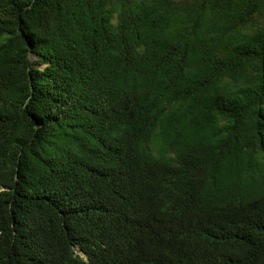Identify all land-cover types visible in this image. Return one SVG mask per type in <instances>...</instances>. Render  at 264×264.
Wrapping results in <instances>:
<instances>
[{"label": "trees", "instance_id": "trees-1", "mask_svg": "<svg viewBox=\"0 0 264 264\" xmlns=\"http://www.w3.org/2000/svg\"><path fill=\"white\" fill-rule=\"evenodd\" d=\"M0 264H264V0H0Z\"/></svg>", "mask_w": 264, "mask_h": 264}, {"label": "rangeland", "instance_id": "rangeland-1", "mask_svg": "<svg viewBox=\"0 0 264 264\" xmlns=\"http://www.w3.org/2000/svg\"><path fill=\"white\" fill-rule=\"evenodd\" d=\"M36 58L35 57H31V60L33 61V60H35Z\"/></svg>", "mask_w": 264, "mask_h": 264}]
</instances>
